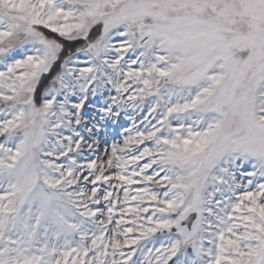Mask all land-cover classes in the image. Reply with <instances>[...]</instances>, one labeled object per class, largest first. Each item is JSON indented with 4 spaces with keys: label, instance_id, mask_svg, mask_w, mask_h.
<instances>
[{
    "label": "snow or ice",
    "instance_id": "1",
    "mask_svg": "<svg viewBox=\"0 0 264 264\" xmlns=\"http://www.w3.org/2000/svg\"><path fill=\"white\" fill-rule=\"evenodd\" d=\"M0 264H264V0H0Z\"/></svg>",
    "mask_w": 264,
    "mask_h": 264
}]
</instances>
